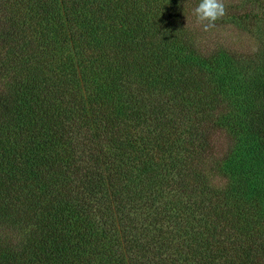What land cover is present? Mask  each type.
Returning a JSON list of instances; mask_svg holds the SVG:
<instances>
[{"label": "trees", "instance_id": "obj_1", "mask_svg": "<svg viewBox=\"0 0 264 264\" xmlns=\"http://www.w3.org/2000/svg\"><path fill=\"white\" fill-rule=\"evenodd\" d=\"M199 2L0 0V264H264V0Z\"/></svg>", "mask_w": 264, "mask_h": 264}, {"label": "rangeland", "instance_id": "obj_2", "mask_svg": "<svg viewBox=\"0 0 264 264\" xmlns=\"http://www.w3.org/2000/svg\"><path fill=\"white\" fill-rule=\"evenodd\" d=\"M217 28V33L214 30V33L208 36L210 44L222 43L227 49L241 54H252L256 50L255 40L249 34L228 25ZM7 94L6 92L5 95ZM1 112L0 109V114ZM30 231L31 227L16 219L14 215H6L0 218V245H8L15 250L21 249Z\"/></svg>", "mask_w": 264, "mask_h": 264}, {"label": "clouds", "instance_id": "obj_3", "mask_svg": "<svg viewBox=\"0 0 264 264\" xmlns=\"http://www.w3.org/2000/svg\"><path fill=\"white\" fill-rule=\"evenodd\" d=\"M193 15L204 31L214 28L216 21L226 15V6L223 0H200L193 9Z\"/></svg>", "mask_w": 264, "mask_h": 264}]
</instances>
